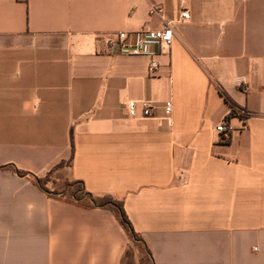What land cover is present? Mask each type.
<instances>
[{
  "label": "crops",
  "instance_id": "1",
  "mask_svg": "<svg viewBox=\"0 0 264 264\" xmlns=\"http://www.w3.org/2000/svg\"><path fill=\"white\" fill-rule=\"evenodd\" d=\"M168 24L145 54L104 42ZM59 170L123 201L155 264H264V0H0V264H140L111 210L31 177Z\"/></svg>",
  "mask_w": 264,
  "mask_h": 264
},
{
  "label": "trees",
  "instance_id": "2",
  "mask_svg": "<svg viewBox=\"0 0 264 264\" xmlns=\"http://www.w3.org/2000/svg\"><path fill=\"white\" fill-rule=\"evenodd\" d=\"M220 94L224 97L225 101L231 107V113L229 117H240L242 119H248L250 117L249 112L238 106L236 102H234L225 91L220 89ZM70 164H71L70 162H68L67 164H60L59 166H57L56 169H60L62 167H65L66 165L69 166ZM2 168H11L19 176L24 177L30 175L26 172L20 171L14 166H7ZM51 173L53 172H50L44 178H39L34 175H31V177L33 178V181L41 188V190H43L49 196L66 198L67 200L74 201L86 208H103V209L111 210L116 215L120 224L123 226V228L131 237L136 250L140 252L139 263L155 264L153 255L149 247L147 246L144 239L140 236V234L136 231L135 227L133 226L125 210L123 201L111 195L94 196L93 194L86 191L84 184L81 181H73V182L68 181L69 183L67 184L66 189L62 190L61 192L50 190L46 186L47 184L46 179Z\"/></svg>",
  "mask_w": 264,
  "mask_h": 264
},
{
  "label": "built area",
  "instance_id": "3",
  "mask_svg": "<svg viewBox=\"0 0 264 264\" xmlns=\"http://www.w3.org/2000/svg\"><path fill=\"white\" fill-rule=\"evenodd\" d=\"M154 12L163 18V10L154 7ZM181 17L188 20L191 16L189 11L185 10L181 13ZM175 38L174 30L170 24L166 25L163 29H147L143 28L134 33L118 32L110 35L105 39V45L109 52L120 50L127 52L131 55H141L147 53L145 47L149 43H157L159 45L171 46ZM159 67L158 63L153 62L151 69L155 70ZM141 108L142 115L149 117L152 113V105L147 102L130 101L128 104V113L130 117H137L139 109ZM172 111L171 106L166 107V113L170 114ZM217 132L222 134L225 138L230 136L231 128L226 121H223L216 128Z\"/></svg>",
  "mask_w": 264,
  "mask_h": 264
},
{
  "label": "rangeland",
  "instance_id": "4",
  "mask_svg": "<svg viewBox=\"0 0 264 264\" xmlns=\"http://www.w3.org/2000/svg\"><path fill=\"white\" fill-rule=\"evenodd\" d=\"M46 185L50 186L52 190L61 192L66 189L67 184L69 183L65 176L62 175L61 170L55 171L51 173L46 179ZM135 254H137L138 258L140 256V252L136 250V248L130 249L128 253L129 262H133L135 258ZM134 257V258H133Z\"/></svg>",
  "mask_w": 264,
  "mask_h": 264
}]
</instances>
